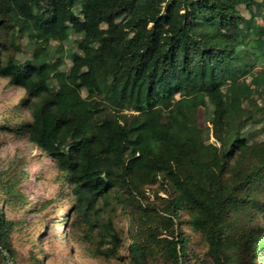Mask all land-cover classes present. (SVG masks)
<instances>
[{
	"label": "trees",
	"instance_id": "16d2710c",
	"mask_svg": "<svg viewBox=\"0 0 264 264\" xmlns=\"http://www.w3.org/2000/svg\"><path fill=\"white\" fill-rule=\"evenodd\" d=\"M102 26L107 42L84 74ZM63 36H74L68 51ZM64 55L56 91L52 61ZM0 79L27 96L0 115V132L53 162L94 258L122 247L99 219L110 198L126 215L129 264H264V0H0ZM161 103L150 144L137 145L132 118ZM18 177L0 178V264L4 252L15 264L3 208L25 205ZM38 253L29 264H43Z\"/></svg>",
	"mask_w": 264,
	"mask_h": 264
},
{
	"label": "rangeland",
	"instance_id": "374dc122",
	"mask_svg": "<svg viewBox=\"0 0 264 264\" xmlns=\"http://www.w3.org/2000/svg\"><path fill=\"white\" fill-rule=\"evenodd\" d=\"M244 17L248 18L247 12L240 8ZM97 18H102L98 15ZM99 42L95 48L84 55L85 66L83 73L95 68L99 62V51L104 43L107 42L106 27L102 26L98 34ZM63 48L68 51L73 47L74 36H63ZM54 42L45 40L42 42L44 48L55 46ZM135 46L138 44L135 42ZM29 55L24 54L23 58ZM61 61L62 64L57 63ZM58 73L52 79V86L56 91H61L65 84V73L71 66L67 55L55 57L52 61ZM253 71L245 75L246 82L250 81ZM76 89L75 96L83 95L84 83L80 81L74 83ZM27 96L24 90L9 85L6 80L0 79V115L11 111L22 99ZM168 106L161 103L153 107L146 116L134 115L131 124L134 127V134L137 145L148 146L156 131L157 123L165 116ZM82 109H78L76 114L81 116ZM24 119L28 118L27 110H22ZM2 117H0V122ZM198 124L201 128L207 127V122L203 110L198 111ZM121 141V138H118ZM156 157V155H154ZM16 174L21 181V191L27 196L25 205L16 209L10 207L3 208L7 219L14 222L11 235L12 246L14 248L15 264H29L30 254L38 252L40 260L43 259V252L47 259L43 264H129L127 259V219L122 213L121 207L117 206L113 200H99V219L104 222L112 219L116 230L123 238L122 247L117 258L103 260L94 258L89 250L94 249L93 244L81 240V232L72 226L75 220L72 208H70V196L66 185L62 182L60 174L55 169L53 162L41 154V152L27 139L19 138L11 134L0 132V178L6 179L10 175ZM64 191V193H62ZM49 204L42 209L43 205ZM70 215L69 221L66 216ZM65 229L62 231V226ZM44 226L46 229L44 230ZM186 233L192 240V232L185 227ZM78 231V235L75 232ZM194 235V234H193ZM66 236L68 241L61 239ZM73 246V247H72ZM73 248V249H72Z\"/></svg>",
	"mask_w": 264,
	"mask_h": 264
},
{
	"label": "water",
	"instance_id": "95a60500",
	"mask_svg": "<svg viewBox=\"0 0 264 264\" xmlns=\"http://www.w3.org/2000/svg\"><path fill=\"white\" fill-rule=\"evenodd\" d=\"M3 254L6 256V262L4 264H13L11 257L7 255L5 252Z\"/></svg>",
	"mask_w": 264,
	"mask_h": 264
}]
</instances>
